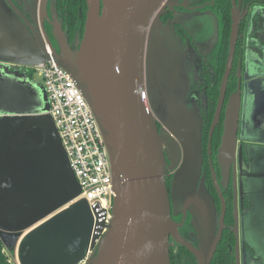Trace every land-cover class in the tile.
I'll return each mask as SVG.
<instances>
[{"label":"water","instance_id":"obj_1","mask_svg":"<svg viewBox=\"0 0 264 264\" xmlns=\"http://www.w3.org/2000/svg\"><path fill=\"white\" fill-rule=\"evenodd\" d=\"M86 2L79 48L69 46L60 26V51L52 46L47 33L38 39L0 2V240L7 251L17 252L20 264H80L89 251L95 253L91 264H172L173 238L187 246L200 264H210L223 226L216 235L214 210L209 219L206 204L195 210L199 199L194 197L193 181L199 172L201 141L195 120L198 113L186 103L191 89L189 73L181 64V47L167 46L162 35L154 38L152 29L175 1ZM46 3L40 2L42 23L48 18ZM232 3L229 58L211 134L225 99L239 33L243 0ZM51 4V15L58 21L53 1ZM247 8L253 13L259 9L252 3ZM31 19L38 20L33 12ZM26 22L32 28L33 23ZM47 45L90 103L108 148L114 173L113 217L101 238L102 230L94 229L89 203L84 198L76 200L82 188L54 118L48 114L47 90L27 72L10 65L33 67L47 62ZM244 78L245 94L254 82L264 80V72L253 65L251 70L247 67ZM170 142L174 156L178 147L182 149L178 168L175 159L170 166L166 164ZM176 168L170 193L166 170ZM261 176L264 178V172ZM180 200L194 203L190 212L194 217L197 214L202 228L200 248L180 234L186 206L181 223L173 219L172 206L176 210ZM251 213L252 209L244 222Z\"/></svg>","mask_w":264,"mask_h":264},{"label":"flooded vegetation","instance_id":"obj_2","mask_svg":"<svg viewBox=\"0 0 264 264\" xmlns=\"http://www.w3.org/2000/svg\"><path fill=\"white\" fill-rule=\"evenodd\" d=\"M52 1L57 12L58 21L51 15ZM174 1V5L168 4L164 9L152 29L153 31L157 29L160 32V27L163 25H175L178 35L182 38L180 42L183 61L180 60V62H183L181 64H184L187 73H189L188 66L193 70L194 86L187 95L186 103L190 109H195L198 113L195 120L200 130L201 141L199 146V156H201L199 172L196 173L193 181L194 197L199 199L195 210L197 211L200 208L199 204L204 209V204H206L209 210H206L205 216L208 219L211 218L214 210L216 235L220 227L223 226L219 243L210 264H264V236L261 237L257 246H251L246 240L243 226L245 216L251 209L258 207V209L264 210V178L261 176L264 172V80L261 83L254 82L244 94V75L247 67L251 70L253 65L258 66V72H264V0L256 2L243 0L238 16L239 33L232 72L220 117L212 134L211 126L217 114L221 82L229 58L233 3L230 0L231 21L229 24L228 56L224 71L221 73L220 54L225 42L226 28L224 27L222 12L216 6V0H200L201 2L198 1V3L192 5L189 3L192 0ZM0 2L25 29L31 33L34 31L38 39L45 38V33H47L52 46L57 51H60L59 38H57L60 26L66 33L69 46L74 50L79 48L84 35L87 9L85 17L79 14V18L73 21L72 30H70V23L65 22L62 18V11L57 0H47L49 19L45 18L43 23L39 16L41 0H0ZM249 3L259 7L257 12L253 13L251 8H247ZM205 7L209 9H204ZM202 8L204 14L215 11L221 18L223 28L219 40L218 59L215 65L210 63L209 58L206 56V52L211 51L215 46V41L207 39L208 42L202 45L194 42L176 18L182 9L192 11L193 13L189 15L191 16L199 15L196 12H199L197 10ZM32 12L38 18L36 23L31 21ZM26 19L33 23L32 28L28 26ZM180 77L184 80L183 73L180 74ZM159 128L162 129L161 125H159ZM168 148L169 153L166 155L167 167L169 162H173V159H175L178 162V168L183 161L182 149L181 147L177 148L175 157L173 154L175 147L172 142H170ZM169 156L172 157V161ZM212 167L216 172V180L221 195L214 184ZM177 168L174 172L166 170V184L170 193ZM193 205V201L187 205L184 200H180L176 210L172 206L171 214L177 223H181L184 219L186 206L187 215L184 223L178 228L187 242L200 248L202 246V228L199 225V220H197V214L194 217L193 213L190 212ZM190 219H192L193 225L190 223ZM170 242L172 264H200L197 256H194L187 246L175 242L173 238H170ZM219 249L223 252L220 257L216 255ZM177 252L181 256V262L175 256ZM94 254L85 264H91ZM173 258H175L174 262Z\"/></svg>","mask_w":264,"mask_h":264},{"label":"built area","instance_id":"obj_3","mask_svg":"<svg viewBox=\"0 0 264 264\" xmlns=\"http://www.w3.org/2000/svg\"><path fill=\"white\" fill-rule=\"evenodd\" d=\"M48 46V45H47ZM47 62L27 67L11 63L14 70L27 72L32 78L36 73L42 78L47 90L50 108L62 146L70 166L76 175L82 192L76 200L86 199L94 216V229L102 230L100 238L108 231L107 225L113 215L114 173L103 132L72 74L52 57ZM103 222V225L99 223ZM93 251H89L80 264H85ZM20 264V262H19Z\"/></svg>","mask_w":264,"mask_h":264},{"label":"rangeland","instance_id":"obj_4","mask_svg":"<svg viewBox=\"0 0 264 264\" xmlns=\"http://www.w3.org/2000/svg\"><path fill=\"white\" fill-rule=\"evenodd\" d=\"M198 1L200 0H192L189 3L192 5L198 3ZM204 9H209V8L205 7ZM204 9L202 8L197 11H202ZM192 13L193 12L190 10L187 11L185 9H182L181 13L177 14L176 18L180 26L190 34V37L194 42L200 43L202 45L208 42L206 41L207 39L215 41L214 43L215 46L213 47V49L211 51H208V53L206 54V56L210 60V63L215 65L218 59L217 53L220 46L219 40L223 28L221 26L222 25L221 18L217 13H215V11L207 14L203 13L202 15L199 14V15L189 16ZM153 34H154L153 35L154 38H159V35L164 36L167 46L173 49L177 47H181L180 41H182V38L180 37V35H178L177 28H175V25L174 26L163 25L160 27V32L157 29H155ZM216 39L218 41L217 43H216ZM188 71H189L190 85L192 89L194 86L193 70H191L189 66H188ZM32 75L34 79H36L39 82H42V78L39 75H37L36 73H33ZM194 90L197 91L196 88H194ZM170 160L172 161V157ZM171 164L172 162H169V166ZM263 222H264V211L258 209V207H254V209H252L251 215L248 216V220L243 222L245 237L251 246H257L261 240L260 238L264 236ZM190 223L193 225L192 219H190ZM5 251L7 252L8 262H10V264H19L17 252H11V251L9 252L7 251L6 248Z\"/></svg>","mask_w":264,"mask_h":264},{"label":"trees","instance_id":"obj_5","mask_svg":"<svg viewBox=\"0 0 264 264\" xmlns=\"http://www.w3.org/2000/svg\"><path fill=\"white\" fill-rule=\"evenodd\" d=\"M249 1H259V0H249ZM57 3H59V8L62 11V18H64L65 22H69V28L72 30V24L75 19L79 18V14L82 15V17H85V12L87 9V2L86 0H57ZM216 6L218 7L219 11L222 12L223 15V21H224V27L225 29V36H224V45L223 49L221 51V58H220V69L221 73L224 71V66L227 58L228 53V37L230 32V21H231V3L230 0H216ZM220 73V74H221ZM218 257L223 255V252L218 250L217 254ZM175 256L179 258L181 262V256H179V252L175 253ZM175 261V258H173V262ZM0 264H10L8 262V255L5 251V247L3 246L1 240H0ZM180 264V263H179Z\"/></svg>","mask_w":264,"mask_h":264},{"label":"crops","instance_id":"obj_6","mask_svg":"<svg viewBox=\"0 0 264 264\" xmlns=\"http://www.w3.org/2000/svg\"><path fill=\"white\" fill-rule=\"evenodd\" d=\"M196 13L202 15L203 14V11H199V12H196ZM206 53H208V52H206Z\"/></svg>","mask_w":264,"mask_h":264}]
</instances>
